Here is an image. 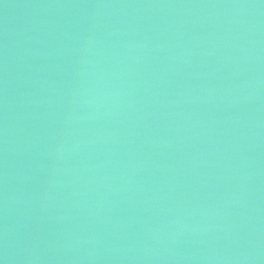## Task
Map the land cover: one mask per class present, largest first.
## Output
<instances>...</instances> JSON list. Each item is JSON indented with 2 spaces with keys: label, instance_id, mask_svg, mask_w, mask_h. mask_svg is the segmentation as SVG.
Masks as SVG:
<instances>
[{
  "label": "water",
  "instance_id": "water-1",
  "mask_svg": "<svg viewBox=\"0 0 264 264\" xmlns=\"http://www.w3.org/2000/svg\"><path fill=\"white\" fill-rule=\"evenodd\" d=\"M0 264H264V0H0Z\"/></svg>",
  "mask_w": 264,
  "mask_h": 264
}]
</instances>
